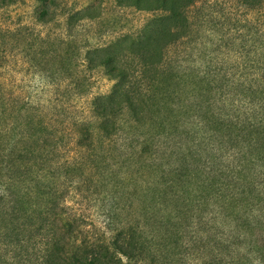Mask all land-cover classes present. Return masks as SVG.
Listing matches in <instances>:
<instances>
[{
  "label": "rangeland",
  "instance_id": "1",
  "mask_svg": "<svg viewBox=\"0 0 264 264\" xmlns=\"http://www.w3.org/2000/svg\"><path fill=\"white\" fill-rule=\"evenodd\" d=\"M162 14L0 0V264H264V3L198 0L143 72L129 43ZM109 55L140 119L120 103L105 132L90 103L114 86Z\"/></svg>",
  "mask_w": 264,
  "mask_h": 264
},
{
  "label": "trees",
  "instance_id": "2",
  "mask_svg": "<svg viewBox=\"0 0 264 264\" xmlns=\"http://www.w3.org/2000/svg\"><path fill=\"white\" fill-rule=\"evenodd\" d=\"M197 1L198 0H120V2H124L125 4L133 5L138 8H146L151 10L161 9L164 12V14L154 19L150 25L146 26L137 39L129 43V46L132 47L130 49L131 54L135 53L139 56L138 63L141 67V70H144L143 72L149 71L151 67H154L162 62L164 48L172 42L180 39L181 36L178 34V30H176L174 24L179 22V20L184 19V10L195 5ZM236 1L246 8H253L264 3V0ZM117 58L118 56L116 55H109L108 57L100 56L98 65L103 66L106 72L110 74V78L114 80V86L112 87V90L109 94L105 96H96L90 103L94 116L101 120V128L105 132H109L108 127L111 125V117H115V115L119 113L117 112V109H115V105H119L120 103L126 105V108L131 113V116H133L136 121L140 119L139 113L136 111V102L133 100L134 96H140L136 85L137 82H132V79L129 78L131 76V69H128V67L123 65ZM148 68L149 70H147ZM149 99L151 100L152 97H149ZM202 129L204 130V128ZM159 137H164V139L167 138L165 132L163 131L151 136L153 139ZM172 149L173 148H170V151ZM140 152H143L142 154H152L150 151V145L145 144L144 146H141ZM150 156L154 157V155ZM185 170L186 168L184 166H177L174 169L170 167L168 171V173L172 175L169 178L170 189H175L174 195H176L177 198V200H175L176 203H179V201H192V199H190L192 192L188 185L185 188L187 191V196L176 192L178 187L184 188V186L181 185V182L183 181V177L187 175L186 173L190 172V170ZM48 190L49 189L45 188V190L41 193L43 195L49 196L50 192H48ZM243 193L244 192H233L232 195H235V197L238 198L237 201H241L240 199H242ZM243 199L244 200H242L241 203L246 202L247 206L253 204V200H251L253 198L246 199L245 197ZM49 200L53 201L51 198ZM46 208L47 211H53L55 215L58 214L56 213L57 211H55L56 204L53 202L48 206L46 205ZM43 213H46V210H43ZM60 218L67 222V218L65 216H61ZM262 218H264V215ZM74 259L76 260L78 258L74 257ZM95 260L96 258L91 256L87 260V264H95Z\"/></svg>",
  "mask_w": 264,
  "mask_h": 264
}]
</instances>
